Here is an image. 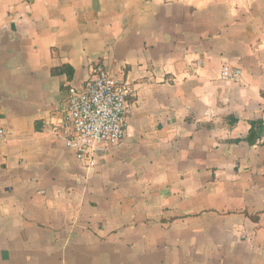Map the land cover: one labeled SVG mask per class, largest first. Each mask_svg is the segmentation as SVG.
Segmentation results:
<instances>
[{"label":"crops","instance_id":"0c3cea01","mask_svg":"<svg viewBox=\"0 0 264 264\" xmlns=\"http://www.w3.org/2000/svg\"><path fill=\"white\" fill-rule=\"evenodd\" d=\"M98 66L132 112L88 166ZM0 112V264H264V0H0Z\"/></svg>","mask_w":264,"mask_h":264},{"label":"built area","instance_id":"2783aa9c","mask_svg":"<svg viewBox=\"0 0 264 264\" xmlns=\"http://www.w3.org/2000/svg\"><path fill=\"white\" fill-rule=\"evenodd\" d=\"M222 76L239 81L242 71L225 66ZM131 92L128 82L120 81L101 66L95 68L84 85L69 87L60 128L66 147L74 151L79 160L94 166L100 147L115 146L123 141L132 112ZM6 135L0 112V138Z\"/></svg>","mask_w":264,"mask_h":264}]
</instances>
